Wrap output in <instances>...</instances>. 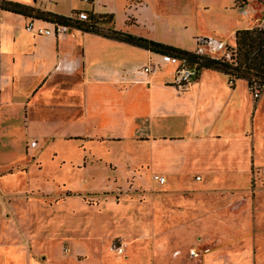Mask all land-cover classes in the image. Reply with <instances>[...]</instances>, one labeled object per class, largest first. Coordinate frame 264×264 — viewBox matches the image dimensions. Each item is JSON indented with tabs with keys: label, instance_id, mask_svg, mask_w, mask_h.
<instances>
[{
	"label": "crops",
	"instance_id": "1",
	"mask_svg": "<svg viewBox=\"0 0 264 264\" xmlns=\"http://www.w3.org/2000/svg\"><path fill=\"white\" fill-rule=\"evenodd\" d=\"M5 1L69 15L59 13L47 3L42 4L43 0ZM165 1L89 0L88 3L89 10L112 14L114 21L118 5L125 7L131 3V11L154 15L152 5ZM179 2L186 4L189 0ZM243 14L246 15V11ZM128 15L132 13H127L125 22ZM27 18L0 10V166L22 156L26 133L30 136L27 140L34 142V145L28 143L29 148L36 146L35 135L59 140L66 149L77 146L69 145L72 139L81 140L86 151L84 165L107 162L114 169L116 164L124 165L129 167L124 180H140L150 189L153 183L158 184L153 175L163 176L164 181L158 185L164 184L172 196L174 191L190 187L187 169L192 165L203 166L209 172V179L201 188L211 195L213 189L223 190L225 184L236 186L246 179L244 170L248 162L244 150L248 144L245 136L248 129L245 121L251 126L258 120V129L264 130V118H258L263 101L256 105L251 103L245 80L229 83L223 73L202 69L183 89H178L171 83L172 73L178 66L173 58L74 28L58 38L33 35L24 29ZM245 18L240 23L251 28V18ZM134 20V25L146 27V20ZM238 27L230 30L232 37ZM149 39L197 51V47L183 48L164 40ZM205 50L210 54V47ZM42 110L45 112L39 113ZM77 125L82 126V133L73 130ZM257 142L261 143L260 153L264 142L260 136ZM135 166L142 169L133 171ZM148 169L151 173L147 179ZM149 196L153 200V196ZM199 196L202 201L204 195ZM214 197L210 196L207 213H204L206 224L211 229L216 228L219 235L215 238L219 241L220 237L225 238L223 234L227 230H231L232 235L245 228L241 217L245 212H238L242 203H236L235 207L227 205V200L239 197V192L234 196L228 193L227 197ZM180 227L165 228L158 246L153 247L151 243V247L131 249L127 264H179L178 260L170 259L166 251L172 246L179 247L188 238L190 233ZM139 229L148 231L147 226ZM172 229L178 232L170 233ZM147 253L151 257L143 262L141 258ZM4 254L17 262L21 259L22 264L25 259L13 247ZM257 256L256 262L264 261L263 253ZM248 259L252 261L253 254L218 252L208 258V264L222 261L245 264ZM6 261L3 260V264Z\"/></svg>",
	"mask_w": 264,
	"mask_h": 264
},
{
	"label": "rangeland",
	"instance_id": "2",
	"mask_svg": "<svg viewBox=\"0 0 264 264\" xmlns=\"http://www.w3.org/2000/svg\"><path fill=\"white\" fill-rule=\"evenodd\" d=\"M44 3L69 15L76 11L74 9L88 11L90 8L83 0H43ZM130 5L116 6L114 21L112 17L109 22L98 24L99 29L106 31L113 23L116 30L179 44L183 48L197 47L201 52L197 53L209 56L205 47L210 45L197 46V38L215 39L226 43L230 50L234 47L230 30L234 26L245 28L240 21H245L246 16L251 18V26L264 28V0H189L186 4L166 0L152 5L154 15L147 11H131ZM130 12L132 15L127 16L126 23L125 17ZM134 18L139 22L146 20V27L134 25ZM260 23L262 25L258 26ZM248 93L253 105L263 101L258 115L263 119L264 87L257 98L249 89ZM245 122L248 129L245 132L248 144L244 150L248 162L244 170L246 179L236 186L225 184L223 190H212L214 196L226 197L228 193L234 196L239 192V197L227 200V205L235 207L236 203H242L238 212H245L241 214L245 228L240 226L242 230L237 229L232 235V231L227 230L223 234L225 238L220 237L219 241L215 238L219 235L216 228L211 229L206 224L204 212L210 196L215 197L201 188L209 179V172L203 166H189L187 181L190 187L174 191L172 196L164 184L158 185L159 182L153 183L150 189L140 180H124L129 170L124 165L116 164L115 169L107 162L84 165L86 151L81 140L72 139L69 145L77 146L66 149L59 140L35 135L36 146L29 148L28 143L32 141L27 140L30 136L24 133L27 139L22 142V156L0 166V264L3 260L8 264H22L21 259L17 262L5 257V250L10 247L24 256L23 264H127L131 249L151 247V243L153 247L158 246L157 241L165 228L180 226L190 233L188 238L179 247L172 246L166 251L168 257L178 260L179 264H208V258L218 252L229 255L233 251L253 254V260L248 259L245 264H264V261L256 262L257 255L264 254V149L259 153L261 143L257 142L259 136L264 142V130L258 129V120L251 126ZM81 127L77 125L73 130L82 133ZM260 157L263 159H258ZM140 169L142 166H135L133 171ZM150 173L148 169L147 179ZM199 194L204 195L202 201L197 198ZM140 226H147L148 231L142 232ZM141 232L145 234L142 236ZM176 232L172 229L170 233ZM117 247H122L121 253H117ZM191 247L198 252L197 257L188 255ZM176 252L178 254L173 257ZM150 257L147 253L141 260L145 262Z\"/></svg>",
	"mask_w": 264,
	"mask_h": 264
},
{
	"label": "trees",
	"instance_id": "3",
	"mask_svg": "<svg viewBox=\"0 0 264 264\" xmlns=\"http://www.w3.org/2000/svg\"><path fill=\"white\" fill-rule=\"evenodd\" d=\"M0 10L26 17L32 16L48 23L63 24L70 28L95 33L107 39L173 58L177 62L183 61L184 65L193 67L196 74L202 69L216 70L226 75L229 83L237 79L245 80L248 89L253 82L264 84V28L253 27L235 30L232 43L234 47L231 49L234 58L231 61H226L223 58L214 59L207 55L136 36L112 27L107 28L106 31H101L98 24L109 22L112 19V14H94L91 10H86L87 21L77 22L70 19L69 15H59L5 0L0 1Z\"/></svg>",
	"mask_w": 264,
	"mask_h": 264
},
{
	"label": "built area",
	"instance_id": "4",
	"mask_svg": "<svg viewBox=\"0 0 264 264\" xmlns=\"http://www.w3.org/2000/svg\"><path fill=\"white\" fill-rule=\"evenodd\" d=\"M88 2L89 0H83ZM70 19L77 22L87 21L88 15L86 10H78L69 15ZM261 24V23H260ZM256 26V25H255ZM253 27V26H252ZM251 27V28H252ZM24 29L33 35H43V36H53L55 38L60 37L62 34L69 31L71 28L69 26L59 24V23H48L40 19H36L35 17L28 16ZM197 46L203 47L205 44H209L212 46L210 57L214 59L223 58L226 61H231L234 58L233 51L227 49V44L217 41L215 39L205 40L202 38H197L195 41ZM206 46V45H205ZM208 46V47H210ZM197 52V51H196ZM221 54V55H219ZM217 56V57H214ZM146 71V68H144ZM196 75V70L193 67H188L184 65V62H178V66L172 73L171 83L178 89H183L187 83L192 80V78ZM264 87V84H259L253 82L250 89L252 91V96L257 98L260 95L261 89ZM30 145H34V142H30ZM153 179L159 183H162L164 178L160 175H154ZM117 253H121L122 247H117ZM176 254V253H174ZM188 255L191 257H197L198 252L194 247L188 249Z\"/></svg>",
	"mask_w": 264,
	"mask_h": 264
}]
</instances>
